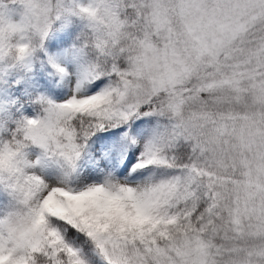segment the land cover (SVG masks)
Returning <instances> with one entry per match:
<instances>
[{
  "label": "snow or ice",
  "instance_id": "6c2138e0",
  "mask_svg": "<svg viewBox=\"0 0 264 264\" xmlns=\"http://www.w3.org/2000/svg\"><path fill=\"white\" fill-rule=\"evenodd\" d=\"M11 2L0 58L85 30L62 101L0 108V264H264V0Z\"/></svg>",
  "mask_w": 264,
  "mask_h": 264
},
{
  "label": "rangeland",
  "instance_id": "374dc122",
  "mask_svg": "<svg viewBox=\"0 0 264 264\" xmlns=\"http://www.w3.org/2000/svg\"><path fill=\"white\" fill-rule=\"evenodd\" d=\"M4 9L13 19L19 18L20 5L2 0ZM84 22L76 17H61L53 22L44 46L27 63L11 57L0 58V108L11 109L15 118L43 114L40 97L60 102L69 92L65 78H55V69L49 63L54 57L66 67L78 68L77 50L84 43ZM14 102V103H13ZM14 126V125H13ZM54 171V169H49Z\"/></svg>",
  "mask_w": 264,
  "mask_h": 264
},
{
  "label": "trees",
  "instance_id": "16d2710c",
  "mask_svg": "<svg viewBox=\"0 0 264 264\" xmlns=\"http://www.w3.org/2000/svg\"><path fill=\"white\" fill-rule=\"evenodd\" d=\"M58 77H59V74H56V73H55V78H58Z\"/></svg>",
  "mask_w": 264,
  "mask_h": 264
}]
</instances>
